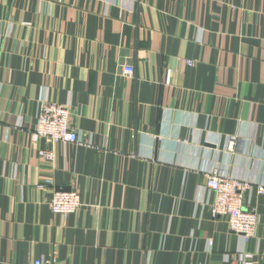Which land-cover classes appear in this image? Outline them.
I'll return each instance as SVG.
<instances>
[{
	"label": "crops",
	"instance_id": "crops-1",
	"mask_svg": "<svg viewBox=\"0 0 264 264\" xmlns=\"http://www.w3.org/2000/svg\"><path fill=\"white\" fill-rule=\"evenodd\" d=\"M47 101L81 143L33 136ZM213 169L252 183L248 242L210 216ZM256 184L264 0H0V264H262ZM58 189L80 195L67 217Z\"/></svg>",
	"mask_w": 264,
	"mask_h": 264
},
{
	"label": "built area",
	"instance_id": "built-area-1",
	"mask_svg": "<svg viewBox=\"0 0 264 264\" xmlns=\"http://www.w3.org/2000/svg\"><path fill=\"white\" fill-rule=\"evenodd\" d=\"M122 72L127 75L134 73L133 67L124 65ZM72 110L69 106L41 102L36 115L33 136L44 139L49 143H81L82 138L72 127ZM39 155L45 161H52L54 155L50 150H40ZM205 186L211 192L209 213L212 219H225L228 230L240 235L248 242L254 237L259 217L255 208L248 205L246 193L252 188V183L246 180L233 178L221 170L213 169L205 173ZM52 185V180L46 179L37 184V188ZM256 192L264 195V185L256 184ZM49 210L62 217L74 213L82 205L79 193L74 189H58L51 192L47 200ZM211 245L212 241L209 240ZM228 258V256H227ZM261 263L264 264V251L260 254ZM243 264H252L246 261V256L240 257ZM56 255L50 260L36 259L32 264H56Z\"/></svg>",
	"mask_w": 264,
	"mask_h": 264
}]
</instances>
